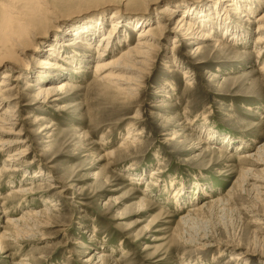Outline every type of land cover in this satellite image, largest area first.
<instances>
[{
  "label": "rangeland",
  "instance_id": "374dc122",
  "mask_svg": "<svg viewBox=\"0 0 264 264\" xmlns=\"http://www.w3.org/2000/svg\"><path fill=\"white\" fill-rule=\"evenodd\" d=\"M262 1H240L245 11L252 8L254 12L249 15L250 25L231 16L234 25L249 33L245 46L215 31L214 40L222 41L221 45L206 42L209 52L191 56L193 45L187 40L174 43L171 31L162 35L159 48L163 54L155 59L142 91L131 100L123 99L111 85L94 81L91 48L100 35L115 27L122 32H116L120 39L112 43L117 44L108 54L111 59L134 44L138 31L156 23L166 4L187 15L189 9L215 7L217 0L60 2L55 8L58 13L39 31L49 28L45 37L35 46H44V51L50 43L59 45L63 61L46 52L47 62L61 66L55 77L60 82L68 80L73 87L59 94L58 104L46 106L33 105L35 88L25 91L22 83L18 98L12 96L19 99L14 111L21 120L18 128L26 130L29 151L25 161L15 166L21 170L15 177L18 185L6 186L8 179H0V208L8 202V192L19 186L39 192L29 205H7L9 214H0V233L6 217H19L29 206L39 210L45 202H53L57 211L48 220L52 227L31 232L27 240L5 244L0 264H19L23 259L26 264H97L100 252L106 255L103 264H264V196H256L257 191L249 186L254 182H245L242 174L247 169L264 175L263 167L250 166L243 159L254 155L255 147L264 151V73L260 70L264 49L258 56L253 47L258 34L255 20L264 12ZM256 4L259 8L254 11ZM114 8L121 21L112 17ZM200 12L195 10L188 19L196 24ZM55 14L64 18L59 30L50 28ZM140 21L149 24L142 26ZM201 25L197 29L207 30ZM168 26L172 28L173 22ZM89 28L84 39L89 48L70 45L72 36L85 35L86 31L81 32ZM200 44L197 41L195 47ZM84 56L89 62L80 61ZM73 59L78 60L76 71L69 63ZM172 61L174 67L169 65ZM31 64L27 59L19 71L29 74L34 84L39 71ZM4 72L0 69V75ZM182 73H189L191 79L183 80ZM30 113L43 121L33 125L26 119ZM44 127L50 129L45 132ZM129 132L142 135L134 145L121 149ZM12 150L16 148L8 153ZM8 153L0 155V168ZM156 171L161 173L153 178ZM39 182L42 188L36 186ZM170 182L178 190L185 189L179 210L171 201L173 189L166 188ZM142 197L147 207L139 208ZM213 201L219 202L181 222L190 208H205V203ZM237 254L243 259L228 262L229 256Z\"/></svg>",
  "mask_w": 264,
  "mask_h": 264
},
{
  "label": "bare ground",
  "instance_id": "6f19581e",
  "mask_svg": "<svg viewBox=\"0 0 264 264\" xmlns=\"http://www.w3.org/2000/svg\"><path fill=\"white\" fill-rule=\"evenodd\" d=\"M62 1L64 0H6L4 3H0V69H6V72L0 75V155L4 154L5 152L8 153V151L13 149L14 147L16 148V150H12V152L8 153V156L6 157L7 159L4 161V165H2L0 168V179H8L6 182V186L15 187L16 185H18L17 183L19 182H17L15 177L17 175L16 173L18 171L20 172L21 170L16 168L15 166L22 163L23 160L25 161V157L28 155L29 151V147L26 146L28 144V140L25 139L26 133H24L26 132V130H24L23 128H18L21 120L17 119V116L15 115L16 111H14V109L17 108L16 106L18 105L19 100L17 99V96H19V83H22L25 91H30L31 88H35V103L33 105H36L37 107H39L40 105L46 106L49 103L58 104L60 102V99L58 98L59 94L73 87L68 80H63L60 82V77H55L56 73L58 75V72H61L63 70L61 66L56 63L51 64L47 62L48 54L50 55V58L52 55L57 59V61L60 58V60L63 59V56L60 57V50L58 49L59 45L55 47V45H51L50 43L49 47L44 51H42V48H44V46L42 48L35 46V43L39 39L45 37L46 32L49 28L47 30H43L42 32L39 31L47 24V22H49V20H51L54 13L57 12L55 11V8H58L60 2ZM240 1L241 0H217L215 7L209 5L204 7L203 5L201 9H189L190 11H187V15H184L183 12L181 13L178 8L173 7L172 4H166L158 12V16L156 17L157 22L147 26L144 30L138 31V33L135 35L136 41L134 42V44L128 49L122 51L119 55L117 54L116 57H112L111 59L108 58V54H110L109 52L111 51V48H113V46L117 44L114 43L112 45L113 41L119 37V32L121 31L120 29H118L119 27H115L112 29L110 28L108 32L100 35L101 37L99 38L95 48H91L93 55L91 56L90 54V56L91 58L94 56V81L103 85H111L114 90L117 91L115 92L123 99L131 100L133 98H137V95H139V93L144 88L143 84L149 77L150 71L153 69L152 67L153 63H155V59L160 53L163 54V51L160 50L161 48H159L160 41L163 38L162 35L169 33V31L175 33L174 39H172L174 43H180L182 40H187L189 43L188 45H193V48H191L189 53V55L191 56H202L209 52V46L206 42H213L214 46L216 47H219L221 45L222 41L214 40L215 37L213 34L215 33V31H219L221 33V36H224V38L227 37L232 41L234 40V42H236L235 44L240 43V45L245 46L247 44L249 33L248 31L244 33V31H242L240 27H238V24L234 25L235 23L232 21L231 16L234 14L236 15V17H238L240 22L246 21V23L250 25L251 21L249 20V15H252L254 12L252 11V8L249 9L248 12L245 11L246 9H244L245 7H242V5H240ZM262 3H264V1H262ZM109 7V10H112V7ZM147 7L149 8L150 6L148 5ZM258 8L259 7L256 4L253 10L256 11V9ZM195 10L201 11L197 16L196 24L192 23V21L188 19L189 16H194ZM179 13H181L180 16H178ZM57 15L55 14L54 18L52 19V23L54 20V24L50 27L52 28L53 26H55L53 27L54 30L61 29L59 28V24L64 21V18L60 19ZM118 15L119 12L115 11L114 8L112 17L116 21H121ZM177 16L178 19L176 18ZM149 21H140V24H142L143 26L149 24ZM170 22H173L172 28H168V24ZM201 24L204 26H202ZM255 24V31L258 32V34L254 37L255 40L253 47L254 51H256L259 56L264 49V12H262L256 18ZM197 25H201L202 27L207 28V30L201 31L197 29ZM113 26H115L114 22L113 24H111V27ZM90 29L91 28L85 29L83 32H81L83 34L86 31L85 35L77 34L72 36L70 45H83V47L89 48L90 44H87L88 42H86L84 39L87 37V34L90 33ZM117 30L119 32L116 34ZM90 36L91 34H89V37ZM197 41L202 42V44H200L198 47H195ZM175 47L177 48L178 46ZM85 48L83 49L86 50ZM33 51L34 53H36L35 56L32 55ZM46 52H48V54H46ZM255 55L257 56V54ZM90 56L88 55L86 58ZM83 58L85 59V56ZM172 58H174V56ZM27 59L28 63L30 64V61L32 60V67H34L36 71H39L37 76H34V78L36 79L34 80V84H31L33 80H30L31 77L29 76V74H22L19 71L21 70V64L23 62L27 63ZM77 61V59H73L69 62L74 70L77 69ZM80 61H84V63L89 62L88 59ZM170 63L171 64L169 65L174 67V62L172 61ZM260 70L264 73V65L260 68ZM11 72L13 74H17L16 78L12 76ZM179 72L180 71L178 70L177 73ZM69 76H67V74L66 76L63 74V77ZM215 77L217 78L219 76L214 75V78ZM181 78L183 80L191 79V75L189 73H182ZM12 96H16L17 98H12ZM33 105L31 107H35ZM34 114L30 113L26 119L33 125H36L43 121L42 117H37ZM208 126L211 128L212 125ZM205 127H207V125H205ZM41 129L45 131L47 129H50V127H44ZM131 129L133 128H130L129 130ZM203 133L205 132L203 131ZM127 134L128 137L126 138V140L121 141L120 143L121 149L124 150L128 149L130 145H134L135 141L138 140V136L142 135V132H129ZM199 139L200 138H198V140ZM199 142H201L202 145L207 144L205 142H202L201 140H199ZM16 146H18V148ZM261 149H263V147L261 146L257 148L255 147L256 153L254 155H249L243 159L248 160L250 166L264 168V151H260ZM207 150H209V148H207L206 151ZM108 156L112 155L108 154ZM41 172L42 171L40 170L38 174H42ZM159 172L160 171L154 172L152 177L155 178L156 176H158ZM242 174L245 182L247 180L254 182V185L249 184V186H253L252 189H255L257 191L256 196H264V193L261 191L264 190V185L263 188H259L261 186L260 184H264V175H262L261 177L257 173H254L252 170L247 169L243 170ZM28 176H24V179H26ZM130 180H133L132 177L130 178ZM172 182L167 184L166 188H168L169 190L173 189L171 201H174L175 206H179V210L181 209L179 201L180 199H182L180 195L184 194L181 192H183L185 189L184 186H181L182 188L178 190L175 185L172 184ZM36 186L42 188L43 184L39 182V184ZM34 188L32 189L19 186L18 188L9 191L6 195V199H8V202L1 206L0 214H9V212L6 210L8 204H15V207L20 205L22 207L23 205H27L30 199L36 198L35 196L38 197L37 193L39 191L34 190ZM197 188L198 187H196V189ZM203 190L201 192V195L204 196ZM231 193H233V191ZM230 196L231 195L228 196V199H232V197ZM195 199H197V197ZM145 200L146 199L144 197L140 199V201L137 203L139 208L147 207V203L144 202ZM218 202L219 201L207 202L205 203V208L204 206L190 208L187 215L182 218L183 221L181 222H184L185 224L190 220L192 216L202 213V211L207 209L208 206L216 204ZM45 205L46 206L41 207L39 210H35L31 206H29V208L24 211L23 215L19 217L12 218L8 216L5 218L4 224L6 227L2 228L3 232L0 233L1 253H5V244L14 243V241L19 242V238H25L27 240L28 237L32 236L31 232L52 227V223H48V220L51 218L50 214L57 211L55 210V203L45 202ZM15 210L17 211L19 210V208L17 207L15 208ZM147 211L148 210H146V212ZM147 226H149V224ZM146 231H149V229L147 228ZM90 240L93 241V236H91ZM238 255L239 254L229 256L227 258L228 262H236L243 259L238 257ZM96 256H98V259H101L100 261L98 260L97 264H103L106 260V255L103 252L97 253ZM7 258L12 259L11 256L4 257V259ZM26 261L27 259H23V262L21 261L19 264H26Z\"/></svg>",
  "mask_w": 264,
  "mask_h": 264
}]
</instances>
